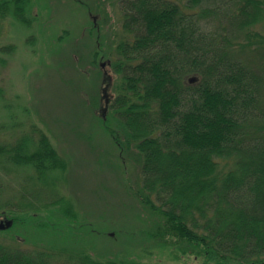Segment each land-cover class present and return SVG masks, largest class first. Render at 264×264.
Returning a JSON list of instances; mask_svg holds the SVG:
<instances>
[{
	"label": "trees",
	"instance_id": "1",
	"mask_svg": "<svg viewBox=\"0 0 264 264\" xmlns=\"http://www.w3.org/2000/svg\"><path fill=\"white\" fill-rule=\"evenodd\" d=\"M99 1L90 4L118 6L126 37L111 54L100 42L110 15L94 21L99 47L89 60L79 49L88 64L76 68L94 70L81 73L97 90L86 98L84 124L68 123L101 129L113 141L140 211L135 219L152 222L148 240H167L159 249L183 242V254L191 247L215 264H264V0ZM30 4L0 0V33L9 16L33 27ZM256 51L252 67L244 56ZM34 133L0 141V168L25 177L19 196L0 178V220L33 227L39 237L28 250L0 241V264H140L133 252L100 259L84 245L68 246L80 244L74 231L82 222L38 224L34 214L43 210L72 217L75 202L59 191L71 167L66 152L42 130Z\"/></svg>",
	"mask_w": 264,
	"mask_h": 264
},
{
	"label": "rangeland",
	"instance_id": "2",
	"mask_svg": "<svg viewBox=\"0 0 264 264\" xmlns=\"http://www.w3.org/2000/svg\"><path fill=\"white\" fill-rule=\"evenodd\" d=\"M97 2L102 5L101 1ZM90 3L92 0H31L28 14L33 27L22 25L9 16L0 33V141L12 143L25 134L34 137L37 136L35 129H39L47 133L62 154L66 152L71 164L66 178L58 184L61 195L75 202L73 212L76 214L68 217L64 211H57L53 213L57 214L55 219L43 210L34 216L38 224L65 225L71 221L79 225L82 222L84 226L74 231L82 238L80 244L68 241L67 245L74 248L84 245V249L90 248L96 258L126 257L133 252L136 255L131 258L140 264H215L191 253V247L189 253L183 254L182 246H188L186 243H175L160 251L158 245L166 238L158 235L148 240V230H153L152 222L135 219L134 215L140 211L133 205L128 191L130 181L118 164V148L103 130H76L68 123L84 124L90 115L86 98L97 90L81 73L92 74L94 70L85 72L76 68L78 64L83 67L88 64L81 62L76 54L79 49L85 60H89L94 44L96 49L99 47L94 21L99 23L106 17L105 12L111 17L109 25L103 24L100 29L101 46L109 53L114 54L117 43L126 37L118 6L104 1L100 10ZM261 28L264 33V26ZM62 36L65 37L63 41L60 40ZM10 46L14 47L13 51L3 54L2 49ZM258 54L245 55V61L254 67L259 61ZM18 174V171L0 168V178L17 196L25 183V177H18ZM12 225L5 229H11ZM19 225L12 227V235L0 232V241L8 247L28 250L34 246L31 240L39 235L35 228ZM41 236L50 241L56 239L48 232ZM167 238L171 242L176 240ZM62 260L55 258L58 263H63Z\"/></svg>",
	"mask_w": 264,
	"mask_h": 264
},
{
	"label": "water",
	"instance_id": "3",
	"mask_svg": "<svg viewBox=\"0 0 264 264\" xmlns=\"http://www.w3.org/2000/svg\"><path fill=\"white\" fill-rule=\"evenodd\" d=\"M105 64H103L104 66ZM13 224L11 220H2L0 221V230L10 227Z\"/></svg>",
	"mask_w": 264,
	"mask_h": 264
},
{
	"label": "bare ground",
	"instance_id": "4",
	"mask_svg": "<svg viewBox=\"0 0 264 264\" xmlns=\"http://www.w3.org/2000/svg\"><path fill=\"white\" fill-rule=\"evenodd\" d=\"M163 249H167V248H163ZM163 249H162V250H160V251H163Z\"/></svg>",
	"mask_w": 264,
	"mask_h": 264
}]
</instances>
